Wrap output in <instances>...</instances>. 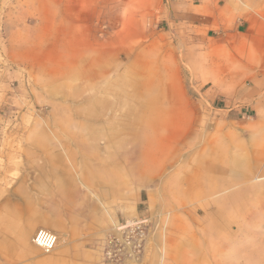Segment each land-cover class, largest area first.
Wrapping results in <instances>:
<instances>
[{"label":"rangeland","instance_id":"1","mask_svg":"<svg viewBox=\"0 0 264 264\" xmlns=\"http://www.w3.org/2000/svg\"><path fill=\"white\" fill-rule=\"evenodd\" d=\"M83 1L0 0V236L60 211L99 264H264V137L167 33Z\"/></svg>","mask_w":264,"mask_h":264},{"label":"crops","instance_id":"2","mask_svg":"<svg viewBox=\"0 0 264 264\" xmlns=\"http://www.w3.org/2000/svg\"><path fill=\"white\" fill-rule=\"evenodd\" d=\"M82 3L93 9L100 6L99 0ZM114 4L120 7L121 20L149 23L148 31L140 29L133 38L163 32L172 38L195 81L213 90L210 99L223 112L227 126H241L244 141L264 137V0H114ZM249 124L254 129L249 130ZM12 196L10 207L22 210L26 202ZM56 218V224L49 225L40 217L0 236L2 264H15L26 256L37 264H99V257L87 252L80 238L63 236L58 248L46 254L33 246L32 238L43 226L62 233L64 216L59 211Z\"/></svg>","mask_w":264,"mask_h":264},{"label":"built area","instance_id":"3","mask_svg":"<svg viewBox=\"0 0 264 264\" xmlns=\"http://www.w3.org/2000/svg\"><path fill=\"white\" fill-rule=\"evenodd\" d=\"M33 243L46 252L54 250L59 242L58 235L46 228H40L36 231L32 239Z\"/></svg>","mask_w":264,"mask_h":264}]
</instances>
